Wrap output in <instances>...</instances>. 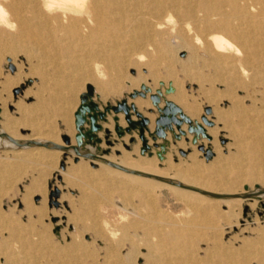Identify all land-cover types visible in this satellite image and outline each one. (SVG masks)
I'll use <instances>...</instances> for the list:
<instances>
[{"label":"bare ground","instance_id":"bare-ground-1","mask_svg":"<svg viewBox=\"0 0 264 264\" xmlns=\"http://www.w3.org/2000/svg\"><path fill=\"white\" fill-rule=\"evenodd\" d=\"M170 38L175 40L172 43L176 44L175 47L171 45ZM182 51L186 52L185 60L177 58V53ZM4 53L8 54L7 58L10 60L7 64L15 65L20 76V67L13 55L22 54L21 60L24 59L26 69L34 75L32 83H38L34 92L27 91L35 96L33 104H15V108L22 113L20 119L27 122L22 118L28 117L31 121L27 125L37 132L29 138L16 135L14 126L18 120L11 117L7 111L10 97L5 98L0 92V150L12 157L10 162L0 158V193L10 186L9 182L15 177L16 169L24 166L23 160L26 156L53 163L59 158L60 152L70 153L77 156L76 158H88L94 165H98V169L96 168L95 172L81 163L66 172L62 171L66 182L71 177H77L80 196L79 205L76 203L77 206L74 205L73 209L69 208L71 213L66 210L67 215L64 210V196L57 200L60 213H65L66 217L64 221L59 216L57 223H65L63 227L68 228L67 222L69 224L70 221L77 220L80 226H73L75 231H92L93 235L108 241L105 255L107 259L113 258L109 264H135L134 260L142 253L138 252L142 244L146 247V256L152 259L151 262L155 261L153 263L160 260L156 254L165 246L181 249L185 259L171 261L170 264H247V261L240 259L244 257L243 253L248 256V251L256 244L264 246V232L260 233L262 235L254 243L244 242L242 248L236 249L218 243L219 239L214 237V246L210 250L204 249L207 251L206 256L198 258L196 255V240L208 239L198 227L216 226V219H225L228 222L230 218L239 215L244 202L254 208L258 204L257 198L264 197V182H260L261 178H264V129L257 132V128H252L253 133H250L251 127H248L249 130L242 132L233 129L236 126H223L225 122L219 127L222 113L217 108L213 109L215 126H207L206 121L212 122L211 119L198 113L196 105L188 99L183 86L186 80L223 83L225 96L237 100L239 97H235L232 84H264V0H0V60ZM142 66H146L149 77L157 78L156 68L159 66L172 77L170 76V80L166 78L160 81L163 85L159 84L158 87H150L148 84L140 87L142 83H147L146 76L140 72ZM130 67L137 69L135 78L127 75ZM200 69H206L208 73L203 74ZM125 80L128 84L126 88L123 87ZM79 82L86 84V91L81 93L80 99L84 93L93 90L95 97L104 102L98 106L100 111L110 107L109 102L105 103L108 94L118 97L114 106L121 103L126 105L127 112L114 113L113 117L118 118L114 126L125 127L122 114L128 124L126 127L134 125L138 120L147 119L149 126L146 132L153 136L162 126L157 119L164 116L171 120L169 131L164 129L167 140H170L171 134L188 136L189 129L196 130L200 126L202 131L199 134H209L211 137V144H205L201 149L214 155L210 166L200 164L193 154L189 157L191 163L188 166H178L174 176H168L159 170L155 157L130 158L125 152H122L118 159L96 155L92 142L88 141L86 145L81 143V135L77 129L76 114L82 113L81 101L74 112L76 133L70 122V107L75 99L73 93L76 88L73 83ZM165 91L174 94L165 95ZM154 95L158 101L152 98ZM149 96L152 104L148 100ZM262 102L264 103V97ZM240 106L242 110L244 106ZM173 107L178 108L175 114ZM148 109L153 113H147ZM154 109L159 111L155 118V127ZM258 112L262 120L260 118L258 123H252L264 127V107ZM246 115L250 116L248 113ZM53 117L63 124L62 133L71 137L70 144L64 142V134H61L62 143L59 136L54 138L40 134L42 126H50L53 129L50 122ZM173 117L181 122L175 123L172 121ZM251 119L248 120L252 121ZM103 125L110 130L113 128L112 122ZM243 126L245 127L244 123ZM221 132L224 134L221 135ZM220 136L229 140L225 148L234 150L228 156L221 153L218 144ZM151 143L152 140L148 139L147 144ZM176 144L180 147L183 142L180 139ZM169 146H172V143ZM28 147L31 149L23 150ZM184 147L187 149L188 146ZM128 159L131 162H128ZM166 163L172 166L169 161ZM70 171L77 173V176ZM245 178L256 180L262 187L256 192L244 189L242 179ZM92 184L99 188L105 186L103 191L106 188H124L128 197L132 191L141 192L146 198L144 200H147V211L150 212V216L145 219L146 223H141L136 217H128L125 211L116 210L119 221L114 224L113 229V226L109 228L105 221L106 216L102 215L103 218H100L99 214H102L103 210L100 209L101 204L106 207V202H110V194L106 193V189L103 194L92 195L87 189ZM164 188L175 194L188 207L192 216L189 220L173 219L172 214L169 215L162 208L164 202L161 194H164ZM92 189L91 187L90 191ZM224 206L225 210L222 209ZM6 214L0 212V264H98L95 255L86 248L88 245H85L83 239L78 240L81 232L75 239L78 242L73 240L72 236L71 242L60 245L53 237V240L50 238L51 234L49 236L50 232L47 234L46 229H35L34 225L31 226L32 222L30 225H24L15 215L8 217L9 213L8 216ZM192 224L197 228H193ZM117 231L121 233L118 234ZM58 232L60 234V231ZM69 233L64 235L70 237L72 232ZM137 233L142 236L140 243L133 239ZM55 237L59 239L57 233ZM111 240H114L115 245L110 244ZM123 245H127L125 259L119 258L121 254H118V249Z\"/></svg>","mask_w":264,"mask_h":264},{"label":"rangeland","instance_id":"rangeland-1","mask_svg":"<svg viewBox=\"0 0 264 264\" xmlns=\"http://www.w3.org/2000/svg\"><path fill=\"white\" fill-rule=\"evenodd\" d=\"M170 42L172 45V43H174L175 40L173 38H170ZM172 46L175 47L176 44H173ZM18 54H20V53H18ZM20 55H22V54H20ZM20 55H16V56L13 55V56L17 59V62H18L19 67H20L19 72L21 71L20 72L21 76L19 75V73L17 74L15 65L7 64V62L10 61L7 58L8 54L6 55L4 53V55L1 56L0 72L2 74L1 73L0 74L2 76L0 75V80H1L0 81L1 82L0 83L1 84L0 85V92H1V95L3 97H5V98H8V96L10 97V98H8L10 105L7 107V111L11 117L16 118L18 120V123L14 126L16 135L21 136V137H25V138H27V137L29 138L33 134H35L37 131H34V129L32 127L27 125V123L29 121H31L28 119V117L23 115L24 117L22 118L23 120H26L27 122H23L20 119L22 113L17 108H15V104L17 102H20L24 106H30L31 104H33L35 102V96L33 95V93L28 94L27 91L31 90V92H34L37 88L36 86H38V83H32L34 81V75H32L31 72H29V70L26 69L27 67L23 63L24 59L21 60L22 57ZM9 56H11V54ZM186 56L187 55H186L185 51L177 53V58L179 60H185ZM21 62L23 64H21ZM179 62H182V61H179ZM177 66L179 67V64H177ZM162 68H163L162 66H159L156 68L157 69V75H156L157 78L155 79L154 77H149V75H147L148 73H147L146 66H142L140 69V72H141V74L146 76V82L147 83H145V82L142 83L140 87H143L146 84H148L150 87H152L154 85L156 87H158L159 84L163 85V83H159L160 81H164V80H166V78H167V80H170L171 75L168 73H165L167 71L163 70ZM200 70L203 72V74L208 73V71L206 69H203V70L200 69ZM136 72H137L136 68L130 67L127 70V75L131 78H135L137 75ZM178 75H180V73H178ZM18 77H21V79ZM4 81H6V82H4ZM17 81H20V83H16ZM126 81L127 80H125L124 84H123L124 88H126V86L128 85ZM190 81L186 80V83L183 84L184 90L186 91L188 99L194 105H196L198 113L201 116H209V118L211 119L212 122L206 121L207 126H209V127L215 126V123H214L215 118H214V114H213V109L217 108V110L219 109V111L222 113V115H224V116L221 115V117L219 119V122H220L218 124L219 127H221L222 124H224V122H225V125H223V126H225V127L228 126L229 128H233L234 126H236L233 129L238 130V131L242 130V132H246L245 130L246 129L249 130V128L251 127L250 129L252 132H250V133H253L252 128H254V130H255V128H257L256 129L257 132H259L260 130L262 132V130L264 129V127H262L263 125L256 126L255 125L256 123H252V122L256 121L258 123L260 121L259 119L262 117V116H260V113L258 111H259V109L261 110L264 107V103L262 102V98L264 97V84L263 83H240V84L234 83V84H232V90L234 91L235 97L236 98H237V96L239 97L236 100L235 98L233 99V97H231L232 98L231 99V98H229L230 96H228V97L225 96V91H224L225 85L223 83H207V82L206 83H198L196 80H194V81L192 80L190 83ZM84 84L85 83H81V82L73 83V85L76 86V88L74 90L75 92L73 93V95H75L74 98L76 100L74 99V102L70 107V109H71L70 110L71 111V120H72L70 122L72 123V126L75 130V133L77 131L75 129V123H74V119H75L74 118V112L76 111L78 104L81 101V99H80L81 93L86 91V84L85 85ZM242 84H243V86H242ZM1 89H2V91H1ZM141 91L144 92L143 90H141ZM164 94L165 95H167V94L171 95V94H174V92L169 94V93H166V91H165ZM106 97L107 98L105 100V103L109 102L110 107L114 106L113 104H115L116 100L118 99V97L116 95H112V94H108V95H106ZM142 98H144V97H142ZM241 98H242V100H241ZM148 100H149L150 104H152L150 96L148 97ZM232 100H234V101H232ZM251 100H253V101H251ZM89 101H93L94 103H96L97 106H101L104 103L101 101L100 98L95 97L94 92H91V94L88 95L87 102H89ZM240 101H242V102H240ZM231 104H233L232 108L230 107ZM240 104H242V106H244V108L242 107L243 108L242 110L239 108ZM152 107H154V106H152ZM233 107H234V109H235V107H238V108L234 110ZM104 109L105 108H102V111L105 113L104 118H102V119L99 117L97 118V123L100 124V129L95 130L93 132L94 136H93L92 140L85 138V137L82 139L83 145H86V143L88 141L92 142L94 144L93 152L98 156H112L113 158L118 159L121 157V153L125 152L126 154H128V157H130V158H137L139 156L140 157L146 156L148 158L155 157V158H157V162L159 164L158 165L159 170L162 173L167 174L168 176H174L175 168H178V166H179V168H185L186 166H188L191 163V160L189 158L190 155L195 154L196 155V156L194 155L196 158L195 160H197L200 164L202 163L204 166H207V167L210 166L211 162L213 161V158H214L213 154H209L207 152L201 151L203 145H205V144L210 145L211 144V137L208 136L209 134L208 135H206V134L202 135L201 133L199 134V132H201V131L193 130V131L189 132L190 135H188V136H184V134H182L183 137H182V135H179V134H176L175 136H174V134H171L170 140H167L166 134H164L163 137H160L156 134H154L153 136H150V134L146 132L147 127L149 126L148 120L144 126H141V125L137 124V122H136L135 126L130 125L129 127H126V126H128V124L124 118V114L121 113L122 117L124 119V122L126 124L125 127L114 126L118 120V118L113 117L114 113H115L114 110L112 108H108V107L106 110H104ZM255 110H257L258 113ZM119 111H123V110H119ZM222 111H224V112H222ZM248 111H250V112H248ZM246 112L248 114H250V116L248 115L249 117L246 115L247 114ZM147 113H153V112L148 109ZM243 113H245V114H243ZM158 114H159V111L154 109V120H153L154 127H155V118L158 116ZM245 115H246V119L244 118ZM28 116L30 117L29 114H28ZM251 117H252V119H251ZM225 118H226L227 122H226ZM249 118L252 121H249L248 120ZM19 119L21 121H19ZM221 120H223V121H221ZM261 120H262V118H261ZM50 122L53 125V129L50 126H49L50 128L46 125L42 126L39 130L40 134L53 136L54 138L59 136L61 143L63 142L61 139V134H64L66 137H68V143L67 144H70L71 143V141H70L71 137L65 133H62L64 126L60 122V120L53 117L50 119ZM109 122H112V124H113V128L111 130L109 128L105 127V125H103L106 123L108 124ZM230 123L233 125H231ZM243 123L245 124V127L243 126ZM246 123L247 124L249 123L250 125L247 126ZM251 123H252V125H251ZM226 124H227V126H226ZM241 125H242V127H241ZM82 127H83V132H87L88 130H90L89 119L87 120V122L84 125H82ZM237 127H238V129H237ZM169 129L170 128H167V129H165V131H169ZM75 133H74V136H75ZM223 134H224V132H221V135H223ZM73 139L75 142L74 137H73ZM148 139L152 140L151 145L147 144ZM180 139L183 142V144L179 147V145H177L176 142H179ZM195 139H196V142H195ZM144 142L146 143V147H145ZM228 142H229L228 139L221 138V136L218 138V144L221 147V153L225 156H228L230 154V152L234 151L233 149L225 148V146L227 145ZM170 143H172V146H169ZM161 146H163V150L161 149ZM184 146H186V147L188 146L187 149ZM111 148H117V150L112 151ZM134 148L136 149V151H134ZM142 148H145L143 153L141 152ZM30 149H31V147H28V148H24L23 150L28 151ZM151 151H153V153H151ZM158 152L162 153L161 159L157 155ZM4 154L5 153L3 151H1L0 152V158H2L3 161L6 160L7 162H10L12 160V157L7 156L6 154L4 155ZM58 157L59 158L56 161L57 163L54 161L52 163L49 161L41 162L40 160H35V159H32L31 157L26 156L25 157L26 159L23 160L24 166L22 165V167H20L19 169L18 168L16 169V174L14 175L15 177H13L12 182H11V180L9 182L11 187L8 185L6 190H4V192L5 191L6 192L4 193L3 191H1V193H0V209L3 211V212L2 211H0V212L4 215H5V213H7V214L9 213L8 214L9 216L6 214V216H8V217H14V215H15V217L17 219H19L20 222H22V224H24V225H27V224L30 225V223L32 222L31 226L33 227V225H34L35 229H38V228H39V230H42V229L45 230L46 229L45 230L46 233L48 234V232H50L48 234L49 236L51 234L50 238L52 240L54 238L55 239L54 241L58 242V244H60V245L67 244L68 241L71 242L72 236L74 237V239L72 238L73 240L77 239V235H79V233L81 232L80 235L81 234L82 235L80 237L78 236V240L81 241L83 239L82 241L85 242V245H88V247H86V248L88 250H90L95 255V259L97 258L98 264H106V262H105L107 259L106 246L109 243L108 241H106L104 238H103L104 239L103 240L101 237H98L97 235H93L92 231H91V233H90V231H86L85 229L84 230L82 229L80 231L79 230L75 231L73 226H75V225L77 226L80 223L77 220H72L69 222V224L67 222L66 227H68V228H64L65 223H61V224L57 223V221L59 220V216L65 221V219H66V217H64L65 213H66V215H67V211H69L71 213V209H69V208L73 209L74 205L75 206H77V204L79 205L78 201H79V196H80V192H78L80 190L78 188L79 182L77 180V177H76V179H74V178L72 179V177H71L66 182L65 181L66 179H64L65 176H63L64 173H62V171L66 172V170H70L73 167H75L81 163L82 164L84 163L87 165V167L89 169L97 172L98 165L97 164L94 165L92 163V161L89 160L88 158H81V157L76 158L77 156H72L70 153L60 152ZM69 158H70V160H69ZM2 159H0V167H1ZM34 160H35V162H34ZM66 160H68V161H66ZM127 161L131 162L130 159H128ZM167 161H169L170 165H172L171 167L167 165V163H166ZM20 170H22V171H20ZM70 172L75 174V176H77V173L72 172V171H70ZM261 179L262 180L260 182H264V178H261ZM0 182H1V180H0ZM250 184H253L252 187L249 186ZM242 185H243L244 189H250V192H256V191L260 190V188L262 187L259 182H256V180L249 179V178L242 179ZM95 186H96L95 184L94 185L92 184L89 188H87V189H89L88 191L90 193H92V195H94V196L99 195V194H103L102 192H104L107 189L106 188L103 191L105 186L101 187V188H99L98 186H96L97 187L96 188ZM91 187L93 189L90 191ZM94 189L98 192H95ZM100 189H102V190H100ZM111 189L110 190L107 189V191L109 190V192L106 191V193L110 194V197H111L110 202L111 203L109 201L106 202V204H107L106 207L101 204L102 208H100V209L101 210L103 209V210H102V214H99V215H101L100 218H103V216L104 217L106 216L107 220H105V221L108 223L109 228H111L113 226L111 228V229H113L114 224H116L119 221L118 217H117L118 215H117L116 210H120L122 212L125 211L124 213L128 217H130V218L136 217L139 221H141V223H146L145 219H147L150 216V214H148L150 212L147 211L148 207H146V206H148V205H146L147 203H145V201H147V200H144L146 198L143 196V194H140L141 192L139 193V191H132V193H134V194L132 195V193L131 194L129 193L130 194L129 197L132 195L129 198L127 196V193L124 192V191H126L124 188L115 189V190L114 189L111 190ZM220 191H222V190H220ZM162 193H164V194H161V198H163L164 204L165 203L167 204V206H166V204L165 205L163 204L162 208L165 211H167V213L169 215L172 214L171 216L173 217V219L183 218V219L189 220L190 217H192L191 213L188 212V207L181 200H179L175 194L170 193V191L167 188H164ZM61 196H64L63 197L64 208H65L64 209L65 210L64 215H63V213H60L61 212L60 211L61 210L60 204H59V202H57V200H59V198ZM77 198H78V200H77ZM257 199H259L258 204L254 208H250L247 205V203L244 202L243 206L240 210L239 215H237V217H232L228 220V222H230V223L225 221V219H222V220L216 219V221H215L216 226H206V227L204 226L202 228L201 227L197 228L195 225L192 224V227L194 226L193 228H197L199 231L204 232L206 239L208 238L207 240H202V241L196 240L195 244H197V246L195 249L196 250L198 249L196 251L197 252L196 255L198 256V258H202V257L206 256L205 252H207V251H204V249L210 250L214 246L213 245L214 242L212 240L214 237L219 239L220 242L218 241V243H220L224 246H229L233 249H236L238 247L245 245L244 242L245 243L247 242V244H248L250 242L254 243L255 241H257L259 239V236L262 235V234L260 235V233L264 232V197L263 198H257ZM142 201L144 204L142 203ZM27 207H29V209ZM222 209L225 210L226 209L225 206ZM103 212H105V213H103ZM174 213H176V214H174ZM51 214H53V215H51ZM139 215H141V216H139ZM181 215H183V216H181ZM137 216H139V217H137ZM143 217H145V218L142 219ZM136 218H134V219H136ZM108 220L110 222H108ZM74 221H75V223L76 222L77 223L75 224ZM78 226H80V224ZM213 227H215V228H213ZM62 228H63V230H62ZM47 230H49V231H47ZM65 230H66V232H64ZM58 231H60V234ZM61 231L63 234L61 233ZM69 232H72L71 233L72 235L70 237L68 236V235H70ZM76 232L78 234H75ZM119 232L121 233V231H119ZM119 232H118V234H120ZM56 233H57V237H59V239L55 237ZM64 233H65V235H66V233H69V234L66 237L64 235ZM59 235L62 236L63 240H62V238H60L61 236H59ZM135 235L136 236L139 235L140 238L138 236L136 238ZM135 235L133 236V239L134 238L137 239L138 242L140 243L141 237H142L141 234L137 233ZM217 235H218V237H217ZM5 236H6V234H5ZM64 236L66 238H64ZM210 236H211V238H210ZM116 237H118V235ZM209 239H211L212 241ZM59 240L65 241L66 243L59 241ZM78 240H75V241L78 242ZM245 240H247V241H245ZM91 243H93V244H91ZM110 244L115 245L114 240H111ZM89 245H90V247H89ZM167 246H165L163 248L164 251L166 250L165 254H164L163 250H160L161 253L158 251V253H160L159 255H158V253L156 254L158 257H160V260H158L159 263L158 262L153 263L155 261L151 262L152 259L149 258V256L148 257L146 256V247L142 244V246H141L142 248L140 247V249L138 248L139 251L137 250L139 253H141V252L142 253H141V255L139 254L140 257H137L134 260L135 261L134 263L135 264H152V263L153 264H170L169 262H171V261H178V260H184L185 259L184 258L185 255H183L184 252L181 251V249H178L175 246L174 247H171V246L167 247ZM93 249L96 250V253H95V250H93ZM119 249H118V254L120 253L121 256L124 255V257L120 256L119 258L125 259L126 258L125 252H127V245L126 246L123 245ZM248 252L249 253L246 252L248 256H246L245 252L243 253L244 257H240V259L241 258L243 259V260L241 259V261H244V262L247 261V262H245L247 264H264V246L262 244L261 245L256 244ZM97 253H98V255H97ZM98 256H99V258H98ZM111 258L108 257L107 264H109V262L111 260H113V258L112 259ZM88 260H90V259H88ZM167 260H168V262H167ZM115 261H116V259H115Z\"/></svg>","mask_w":264,"mask_h":264},{"label":"water","instance_id":"water-1","mask_svg":"<svg viewBox=\"0 0 264 264\" xmlns=\"http://www.w3.org/2000/svg\"><path fill=\"white\" fill-rule=\"evenodd\" d=\"M92 91L88 92L87 94L84 93L82 96H81V109H82V113L81 114H76L77 116V119H76V125H77V129L79 130V135H81V143L82 142V139L85 137V138H88L90 140H92L94 134L93 132L95 130H98L100 129V124L97 123V118H104V112L103 111H100L98 109V106L96 105V103H94L93 101H89L87 102V97L88 95L91 94ZM152 98L154 100H157L158 101V98L157 96H152ZM108 108H112L114 110V112H117L119 110H123L124 112H127V107L124 103H121L117 106H112V107H108ZM107 107L104 109L106 110ZM173 114H175V112L178 111V108L177 107H173ZM89 119V124H90V130H88L87 132H83V127L82 125H84L87 120ZM170 121L167 117H160L159 119H157V122L161 123V127L159 129L156 130L155 134L160 136V137H163L165 132H164V129L167 127V128H170L171 127V124H170ZM172 121H174L175 123L179 124L181 121L175 117L172 118ZM137 124L141 125V126H144L145 123L147 122V119H142L140 121H136ZM135 122V124H136ZM134 125H131V126H135ZM142 130V129H141ZM198 131H202V128L199 126L197 127ZM189 131H193L192 129H189ZM63 140L64 142L67 144L68 143V137H66L65 135H63ZM145 144V147H146V143L144 142ZM161 149L163 150V146H161ZM145 150V148H142L141 149V152L143 153V151ZM159 157H162V153L161 152H158L157 153Z\"/></svg>","mask_w":264,"mask_h":264}]
</instances>
